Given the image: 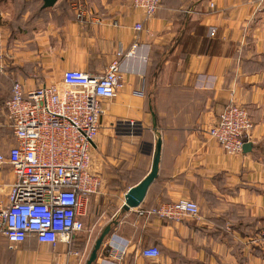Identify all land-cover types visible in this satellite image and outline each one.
<instances>
[{"label": "crops", "instance_id": "0c3cea01", "mask_svg": "<svg viewBox=\"0 0 264 264\" xmlns=\"http://www.w3.org/2000/svg\"><path fill=\"white\" fill-rule=\"evenodd\" d=\"M75 1L42 8L39 0H0V98L14 80L26 89L54 83L62 91L64 69L100 73L117 49L126 52L136 41L120 58L123 87L101 101L89 148L88 168L100 186L81 199L79 234L110 225L92 264H264V241H252L264 229V0H159L139 32L134 24L142 12L132 0ZM231 101L253 122L250 150L235 154L206 132ZM158 134V174L143 201L125 209L124 194L150 169ZM1 136L5 152L15 140ZM7 166H0L9 170L0 178V200L2 183L12 178ZM181 197L198 203L197 216L139 214ZM115 239L123 253L112 248ZM82 241L74 236L67 247L29 236L11 244L0 232V264H84L91 248L84 240L80 250ZM149 246L160 254L144 256Z\"/></svg>", "mask_w": 264, "mask_h": 264}, {"label": "built area", "instance_id": "2783aa9c", "mask_svg": "<svg viewBox=\"0 0 264 264\" xmlns=\"http://www.w3.org/2000/svg\"><path fill=\"white\" fill-rule=\"evenodd\" d=\"M77 3L76 0L73 5L78 7ZM132 3L142 12L143 20L134 24L139 32L160 3L159 0H132ZM215 31L216 27L210 25L208 34L214 35ZM136 46L135 41L126 52L117 49L116 57L100 73L64 69L62 91L54 83L31 89L24 88L18 80L12 83L4 105L15 143L5 152L0 151V166L7 164L12 172V178L2 183L5 188L0 200V232L11 244L33 236L39 242L50 245L62 242L68 247L72 238L84 231L81 199L97 192L100 186V176L88 167L89 148L103 113L101 101L112 99L123 87L120 58ZM217 115L206 130L210 140L227 154L242 152L253 128L246 107L231 101ZM198 211V203L181 197L142 208L139 214L179 220L184 215L197 216ZM259 240L264 241V229L252 239ZM112 248L119 253L125 249L116 239ZM74 253L79 255L77 251ZM141 253L156 257L160 250L149 246ZM61 264H69V260Z\"/></svg>", "mask_w": 264, "mask_h": 264}, {"label": "water", "instance_id": "95a60500", "mask_svg": "<svg viewBox=\"0 0 264 264\" xmlns=\"http://www.w3.org/2000/svg\"><path fill=\"white\" fill-rule=\"evenodd\" d=\"M58 0H41V6L43 8L50 7L54 5ZM152 117V127L156 129V117L154 116L153 111H151ZM251 143L246 141L243 144V151L250 150ZM161 154V136L158 135L155 139L153 145V154L150 163V169L147 171V174L142 177L136 184L132 185L124 194V205L125 209H129L132 207L138 206L142 201L143 198L148 190L149 185L152 183L153 179L157 176L159 170V160ZM110 225H106L101 231L100 235L95 239L94 244L92 246V250L90 251L88 257L85 260L84 264H92L98 255V251L100 245L102 244L104 238L110 233Z\"/></svg>", "mask_w": 264, "mask_h": 264}, {"label": "rangeland", "instance_id": "374dc122", "mask_svg": "<svg viewBox=\"0 0 264 264\" xmlns=\"http://www.w3.org/2000/svg\"><path fill=\"white\" fill-rule=\"evenodd\" d=\"M58 1H61V0H58ZM10 93H11V91H10ZM5 99H6V97L0 98V135H2L1 137L6 138V140H8L9 142H13L15 139H14V137H12L11 125H10V122L7 120L6 114H5V111H6L5 110L6 108H5V105H4ZM6 166H7V164H6ZM5 168L8 169L9 166H7ZM8 171L9 170H6V169L1 167L0 168V178L3 177L5 175V173L8 172ZM100 231L99 232L94 231V232H91V233L84 232L83 234H76L75 237H76V239H82V240L85 239V241L88 242L87 249H89V248H92L95 239L100 235ZM78 245H79V249H81V244H78ZM91 250H89L88 252H90ZM83 254H84V252H83ZM88 255H89V253L87 254V257H88Z\"/></svg>", "mask_w": 264, "mask_h": 264}, {"label": "trees", "instance_id": "16d2710c", "mask_svg": "<svg viewBox=\"0 0 264 264\" xmlns=\"http://www.w3.org/2000/svg\"><path fill=\"white\" fill-rule=\"evenodd\" d=\"M27 1H29V0H27ZM36 1H38V0H36ZM39 1H41V0H39ZM72 1H75V0H72ZM41 4H42V2H41ZM43 8V7H42ZM158 74V70H157V73H156V75ZM151 102V101H150ZM149 102V105H148V107H149V113H150V117H151V111H153V113H154V116L156 117V115H155V112H154V110H153V107H152V105H151V103ZM151 122H152V117H151ZM156 125H157V117H156ZM159 135V134H158ZM139 181V180H138ZM137 181V182H138ZM149 215H151V214H149ZM85 240V239H84ZM84 240L81 242V249H82V247H83V245H84ZM80 249V250H81Z\"/></svg>", "mask_w": 264, "mask_h": 264}]
</instances>
